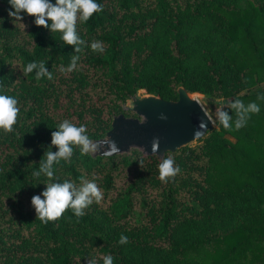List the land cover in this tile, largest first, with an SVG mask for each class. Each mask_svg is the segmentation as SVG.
Segmentation results:
<instances>
[{"label": "trees", "instance_id": "trees-1", "mask_svg": "<svg viewBox=\"0 0 264 264\" xmlns=\"http://www.w3.org/2000/svg\"><path fill=\"white\" fill-rule=\"evenodd\" d=\"M96 2L103 11L77 22L84 43L73 46L35 17L13 20L0 0V95L20 109L14 131L0 130V264H103L107 255L113 264H264V0ZM31 62L38 67L25 76ZM40 62L51 80L36 79ZM180 87L221 106L233 130L217 117L204 138L163 157L81 155L70 145L53 178L33 176L45 152L58 151L52 132L65 119L103 138L114 116H136L123 108L133 94L176 100ZM237 99L260 108L238 131L227 107ZM165 158L181 170L167 183L158 179ZM81 178L101 189L98 204L79 218L69 208L36 220L31 198L43 199L46 183L78 190Z\"/></svg>", "mask_w": 264, "mask_h": 264}, {"label": "clouds", "instance_id": "clouds-1", "mask_svg": "<svg viewBox=\"0 0 264 264\" xmlns=\"http://www.w3.org/2000/svg\"><path fill=\"white\" fill-rule=\"evenodd\" d=\"M10 10L8 16L13 20L21 21L23 16L21 13L30 17H35V24L37 27L49 28L53 33L59 32L60 39L67 45H80L84 40L77 35V22H87L94 13L103 11V6L98 4L96 0H56L52 4L50 0H8ZM52 23L49 26L47 21ZM91 49L94 52H103L104 48L102 42L93 41ZM76 52H81L80 47H76ZM80 59L78 56L72 57L71 65L67 71L71 72L76 68V62ZM38 64L36 62L28 63L23 69V73L27 76L36 69ZM62 72L65 69H60ZM47 76L49 80L52 79V74L47 73L44 68V63H39V71L36 79ZM259 98H264L259 96ZM233 109L236 114L235 129L240 130L245 126L249 114L259 113L260 108L256 103H249L247 106L237 99L233 103L227 105ZM18 100L10 95H0V130L8 134L14 131V125L17 123L19 114ZM219 123L225 130H233L231 126L232 117L227 112L221 110L217 113ZM162 119L164 117H161ZM201 129L206 130V125L201 123ZM57 131L52 132L51 145L55 146L58 151L53 153L51 150L45 152L44 158L41 160L38 171L33 172L34 177H40L43 173L49 179L54 177V164H60L63 161H70L73 155V146H79L81 155L94 152L96 145L87 135V128L85 125L76 126L69 120L65 119L57 126ZM158 140L153 141L154 151ZM112 150H118L113 142ZM180 168L175 166V162L171 158H165L158 165V179L167 183L180 173ZM81 187L77 190L73 182L65 180L64 182H50L46 183V188L42 192L43 199L40 196H33L31 198V205L36 211V220L47 224L49 221L58 220L62 214L71 209L73 214L79 218L82 217L84 209L88 208L94 202L99 203L103 194L98 187L95 180H88L81 178ZM121 244L128 242L127 237L123 234L120 237ZM103 264H113V257L111 255L101 257ZM95 264V261H93Z\"/></svg>", "mask_w": 264, "mask_h": 264}, {"label": "water", "instance_id": "water-1", "mask_svg": "<svg viewBox=\"0 0 264 264\" xmlns=\"http://www.w3.org/2000/svg\"><path fill=\"white\" fill-rule=\"evenodd\" d=\"M177 92L176 100H167L145 90L133 94L123 108L136 116L123 113L114 116L105 136L92 140L96 145L92 155L110 157L139 149L144 154L163 157L168 151L174 152L204 138L215 128L214 121L197 97L191 96L184 87ZM201 123L206 125V130L201 129ZM154 140H158L155 151ZM113 142L118 150H112Z\"/></svg>", "mask_w": 264, "mask_h": 264}, {"label": "rangeland", "instance_id": "rangeland-1", "mask_svg": "<svg viewBox=\"0 0 264 264\" xmlns=\"http://www.w3.org/2000/svg\"><path fill=\"white\" fill-rule=\"evenodd\" d=\"M191 94H194L195 96L198 97V99L200 100L201 104L203 105V107L205 108L207 113L210 115V117L212 118L214 123H216L217 113L219 111H221V106H217V105L211 106V105H209L206 102V100H205V98H204V96L202 94H199V93H191ZM215 126H216V124H215Z\"/></svg>", "mask_w": 264, "mask_h": 264}, {"label": "bare ground", "instance_id": "bare-ground-1", "mask_svg": "<svg viewBox=\"0 0 264 264\" xmlns=\"http://www.w3.org/2000/svg\"><path fill=\"white\" fill-rule=\"evenodd\" d=\"M191 96L197 97V96H195L194 94H192ZM197 98H198V97H197Z\"/></svg>", "mask_w": 264, "mask_h": 264}]
</instances>
